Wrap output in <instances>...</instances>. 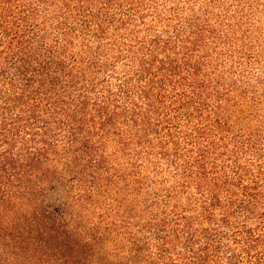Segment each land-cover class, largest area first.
I'll use <instances>...</instances> for the list:
<instances>
[{"label": "trees", "instance_id": "obj_1", "mask_svg": "<svg viewBox=\"0 0 264 264\" xmlns=\"http://www.w3.org/2000/svg\"><path fill=\"white\" fill-rule=\"evenodd\" d=\"M148 1L0 0V264H114L71 205L113 182L110 145L151 233L122 264H264L263 132L234 133L241 80L206 61L220 2Z\"/></svg>", "mask_w": 264, "mask_h": 264}, {"label": "rangeland", "instance_id": "obj_2", "mask_svg": "<svg viewBox=\"0 0 264 264\" xmlns=\"http://www.w3.org/2000/svg\"><path fill=\"white\" fill-rule=\"evenodd\" d=\"M164 10L166 5L161 0ZM186 8H202L209 0H179ZM193 1V2H192ZM152 3V1H148ZM171 2V1H170ZM191 3V6L190 5ZM215 12L222 16L217 36L208 37L206 42L209 52L206 53L209 62V72L212 76H223L227 83L240 79L235 89L230 91V97L239 102L242 109L233 116L234 133L243 134L249 130L259 129L263 132L260 140L264 151V0H219ZM56 9V8H55ZM50 7L46 13H53ZM43 11H46L43 9ZM48 22H52V19ZM229 25H231L229 28ZM231 29V30H230ZM209 54V56H208ZM106 61V59H102ZM225 87H230L226 85ZM237 90V91H235ZM241 92L243 97H238ZM235 102H233L235 104ZM260 120V121H259ZM111 179L103 184L100 190L93 193L91 205L80 207L71 204L77 216V222L72 224L78 228H88L93 233L97 248L107 261L122 264L126 255L122 246L132 239V235L151 240V233L145 228V223H137V209H127L122 203V168L127 165L128 157L122 156V151L116 153L112 145L107 146ZM163 164L162 162H159ZM153 168H147L146 174L153 175ZM149 180L143 187L151 192L153 185ZM151 187V188H150ZM131 198V192H129ZM152 195L143 192L140 198H150ZM52 201H66L69 198L59 188L51 191ZM69 201H72L69 199ZM146 220L149 214H141ZM139 216V217H138ZM152 243V241H151ZM153 244V243H152ZM154 249V248H153Z\"/></svg>", "mask_w": 264, "mask_h": 264}]
</instances>
